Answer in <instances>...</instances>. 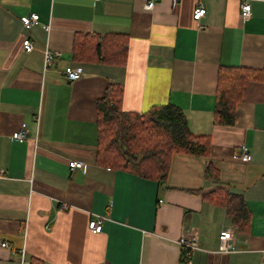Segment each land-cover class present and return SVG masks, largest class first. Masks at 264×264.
<instances>
[{"label": "crops", "instance_id": "obj_1", "mask_svg": "<svg viewBox=\"0 0 264 264\" xmlns=\"http://www.w3.org/2000/svg\"><path fill=\"white\" fill-rule=\"evenodd\" d=\"M0 0V264H186L183 228L197 233L191 264H261L264 251V82L248 83L231 125L214 121L221 66L264 69V0ZM201 2L205 14L192 18ZM38 14L24 29L20 18ZM127 36L124 65L78 62L75 35ZM28 36L33 48L26 52ZM57 51L43 70V51ZM67 65L81 76L69 81ZM122 87V109L141 114L172 103L194 135L208 136L205 156L174 153L165 182L96 162V100ZM25 141L11 138L21 124ZM248 160L233 157L239 147ZM82 161L70 169L68 160ZM210 163L217 179L204 178ZM240 195L250 213L246 232L215 189ZM66 204L67 209L60 205ZM102 217V230L88 228ZM237 251H218L223 227Z\"/></svg>", "mask_w": 264, "mask_h": 264}, {"label": "trees", "instance_id": "obj_2", "mask_svg": "<svg viewBox=\"0 0 264 264\" xmlns=\"http://www.w3.org/2000/svg\"><path fill=\"white\" fill-rule=\"evenodd\" d=\"M127 36L121 33L74 36L72 57L78 62H98L122 66L127 61ZM264 82V69L221 66L217 73L214 121L231 125L235 107L243 101L248 83ZM122 87L109 84L96 100V162L110 168L129 171L162 185L167 177L171 156L185 153L205 156L210 139L190 132L182 110L172 104L154 105L145 112L122 109ZM204 178L217 179L218 171L207 163ZM207 201L225 207L233 227L246 232L250 213L240 195L215 189L205 195ZM27 264H44L30 257Z\"/></svg>", "mask_w": 264, "mask_h": 264}, {"label": "built area", "instance_id": "obj_3", "mask_svg": "<svg viewBox=\"0 0 264 264\" xmlns=\"http://www.w3.org/2000/svg\"><path fill=\"white\" fill-rule=\"evenodd\" d=\"M94 2H99L101 0H93ZM155 0H148L144 7L146 9H151L154 6ZM178 0H172V5L175 6ZM250 2L251 0H240L239 9L240 15L244 18L250 11ZM205 14V7L201 2H198L192 11V18L194 20H199ZM22 26L24 29H29L32 26L38 23V14L31 13L29 15H24L20 18ZM23 50L29 52L32 50L33 45L32 41L28 36H25L22 41ZM58 56L57 51H52L48 47H46L43 51V70L46 71L53 63L55 57ZM63 74L69 81L77 80L81 76L82 69L79 66H71L67 65L63 68ZM28 130L24 123L11 134V138L15 141H25L27 138ZM233 157L239 159L241 161L248 160V151L246 147L241 146L237 151L234 152ZM70 169L73 168H80L82 167V161L71 159L67 162ZM61 209H67L66 204L60 205ZM102 217L93 218L88 222V228L93 233H98L102 230ZM178 243L180 247L183 249V257L186 264H191L189 259V254L191 251L198 248L197 245V233L191 229L183 228ZM0 245L3 247H7V242L0 241ZM218 251L223 253H230L237 251V247L233 241V229L231 227H223L218 235ZM261 264H264V251L262 252L261 256Z\"/></svg>", "mask_w": 264, "mask_h": 264}]
</instances>
